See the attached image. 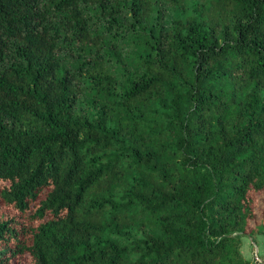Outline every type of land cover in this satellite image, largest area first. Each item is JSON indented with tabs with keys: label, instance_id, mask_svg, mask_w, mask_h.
Masks as SVG:
<instances>
[{
	"label": "trees",
	"instance_id": "obj_1",
	"mask_svg": "<svg viewBox=\"0 0 264 264\" xmlns=\"http://www.w3.org/2000/svg\"><path fill=\"white\" fill-rule=\"evenodd\" d=\"M0 208V264H249L264 0H0Z\"/></svg>",
	"mask_w": 264,
	"mask_h": 264
},
{
	"label": "rangeland",
	"instance_id": "obj_2",
	"mask_svg": "<svg viewBox=\"0 0 264 264\" xmlns=\"http://www.w3.org/2000/svg\"><path fill=\"white\" fill-rule=\"evenodd\" d=\"M1 212H2V209L0 208V213ZM258 231L260 232L256 235H259V238L261 239V245H263L264 244V220L261 221L260 225L258 226ZM251 242H250V245L247 246L246 249L243 248V249H240V251H242V253L248 257L249 264H264V247L262 249L260 247V250H258L256 249V246H255L256 242L255 241L252 243Z\"/></svg>",
	"mask_w": 264,
	"mask_h": 264
},
{
	"label": "crops",
	"instance_id": "obj_3",
	"mask_svg": "<svg viewBox=\"0 0 264 264\" xmlns=\"http://www.w3.org/2000/svg\"><path fill=\"white\" fill-rule=\"evenodd\" d=\"M252 240H251V237L250 236H245V235H243V236H241V243H240V249H243V248H247V246H249L250 245V242H251ZM252 242H254V241H252ZM251 242V243H252ZM255 242H256V249H258V250H260V247H261V249L264 247L263 245H261V239L259 238V235H256L255 236ZM241 253H242V251H241ZM242 255L245 257V258H247L248 259V257L246 256V255H244L243 253H242Z\"/></svg>",
	"mask_w": 264,
	"mask_h": 264
}]
</instances>
